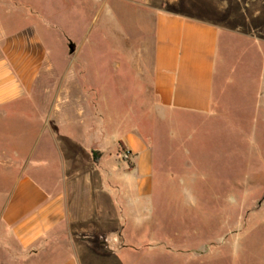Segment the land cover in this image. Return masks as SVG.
I'll return each instance as SVG.
<instances>
[{"label": "rangeland", "instance_id": "374dc122", "mask_svg": "<svg viewBox=\"0 0 264 264\" xmlns=\"http://www.w3.org/2000/svg\"><path fill=\"white\" fill-rule=\"evenodd\" d=\"M184 1L198 14L244 29L248 46H254L244 50L246 40L233 37L227 49L221 32L214 94L231 67L233 82L220 117L202 125L193 117L163 119L154 109V15L146 5L165 0H0V27L36 34L52 70L72 64L78 74L73 95L94 102L95 119L110 125L95 131L92 144L109 146L135 129L145 138L154 177L153 223L146 230L155 236L142 240L139 231L135 242L142 243L131 247L138 252L126 251L120 264H264V98L257 94L264 80V0ZM40 83L53 87L54 78ZM46 97L36 89L31 104L9 116L13 122L5 135L16 146L19 137L27 144L33 136ZM91 113L86 107V118ZM61 130L79 137L84 128ZM2 138L1 131L0 145ZM118 154L129 162L128 152ZM80 157L75 168L84 170L83 145ZM33 176L45 183L44 175ZM0 182L1 203L10 184Z\"/></svg>", "mask_w": 264, "mask_h": 264}, {"label": "crops", "instance_id": "0c3cea01", "mask_svg": "<svg viewBox=\"0 0 264 264\" xmlns=\"http://www.w3.org/2000/svg\"><path fill=\"white\" fill-rule=\"evenodd\" d=\"M146 6L154 15V109L163 119L193 117L199 125L218 119L235 70L221 74L215 95L221 32L227 49L239 37L247 50L254 46H248L244 29L198 14L184 0ZM0 40V181L10 184L0 203V264H120L126 251L137 253L131 247L155 236L152 228L146 230L153 223L154 177L145 138L135 129L109 146L92 144L95 131L110 125L95 119L94 102L73 95L78 74L72 64L52 70L42 41L29 29L0 27ZM42 77H53L54 86L38 85ZM36 89L47 96L43 115L27 144L19 137L16 146L5 135L13 122L9 116L30 105ZM257 94L264 98L263 77ZM67 125L83 127V133L61 130ZM71 142L77 143L68 149ZM82 145L88 167L79 170ZM118 149L130 154L129 162L119 160ZM33 173L44 175L45 183ZM139 231L142 240L136 243Z\"/></svg>", "mask_w": 264, "mask_h": 264}, {"label": "water", "instance_id": "95a60500", "mask_svg": "<svg viewBox=\"0 0 264 264\" xmlns=\"http://www.w3.org/2000/svg\"><path fill=\"white\" fill-rule=\"evenodd\" d=\"M262 201H264V195H263V197H262V200H261V202H262ZM261 202H260L259 204H261Z\"/></svg>", "mask_w": 264, "mask_h": 264}]
</instances>
